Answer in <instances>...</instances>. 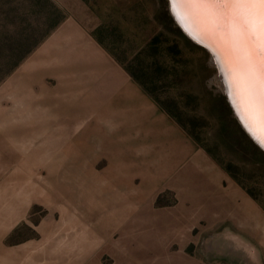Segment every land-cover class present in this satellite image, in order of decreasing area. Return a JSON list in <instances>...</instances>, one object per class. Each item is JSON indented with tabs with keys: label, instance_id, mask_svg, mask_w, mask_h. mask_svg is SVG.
Segmentation results:
<instances>
[{
	"label": "rangeland",
	"instance_id": "rangeland-1",
	"mask_svg": "<svg viewBox=\"0 0 264 264\" xmlns=\"http://www.w3.org/2000/svg\"><path fill=\"white\" fill-rule=\"evenodd\" d=\"M126 65L150 93L133 80L129 124L117 110L126 109ZM214 75L208 55L173 25L165 0H0L1 183L13 184L21 172V188L36 195L26 221L58 219L79 199L87 207L97 200L104 229L130 244L116 264H264V154L231 117ZM141 98L159 112L167 108L210 162L231 171L238 182L227 173L230 186L249 198L236 204L254 227L225 219L213 227L205 218L190 223L181 207L186 196L147 192L157 176L146 170L151 139L141 111L149 107ZM233 207L224 210L232 215ZM173 216L187 227L161 250L151 242L155 224ZM127 219L134 224L129 232ZM31 232L22 225L19 237Z\"/></svg>",
	"mask_w": 264,
	"mask_h": 264
},
{
	"label": "crops",
	"instance_id": "crops-1",
	"mask_svg": "<svg viewBox=\"0 0 264 264\" xmlns=\"http://www.w3.org/2000/svg\"><path fill=\"white\" fill-rule=\"evenodd\" d=\"M127 77L123 78L130 85L122 100L126 104V109L117 110L120 115L128 118L129 124L133 123L131 116L135 88L133 79ZM141 100L149 107L141 111V119L148 127L145 132H149L151 139L145 143L151 154L146 170L157 176L149 181L150 189L147 192L150 194L155 188H162L179 196H186L187 200L183 201L181 207L185 210V219L190 223L205 218L208 226L213 227L215 222L225 219L231 220L239 228L244 224L254 227L239 204H236V198H240L239 201L242 202L249 201V198L235 184L230 186L227 172L210 162L182 127L168 118L165 111L159 112L145 98ZM197 156L201 158L199 165L193 160V157ZM13 177V184H10L12 186L7 182L1 183L0 156V264H104L105 257L106 264H116L120 252L124 255L130 252L129 243L118 244L117 240L113 239L115 233L113 228L104 229L106 224H103L97 200L87 207L85 200L79 199L77 209L73 208L72 211L60 214L58 219H53V216L49 215L45 220L26 221L25 217L35 203L36 195L32 196L34 195L32 190L29 191L31 195L25 194L27 192L21 188L20 171L14 173ZM114 200L115 204L119 203L116 198ZM208 203L213 206L210 212L203 209ZM218 205L223 206L221 212L217 209ZM225 205L234 206L232 215L225 212ZM127 210L131 212V209ZM106 217L109 219L107 223L111 224L110 222L114 221L113 215ZM181 217L173 216L164 224L160 222L155 224L158 229L157 237L151 242L161 250L171 244L170 242H174L176 235L179 236L182 229L187 227L183 225ZM256 220L254 219L255 234L260 239V233L257 231L259 223ZM22 225L32 230V236L19 237ZM133 226L134 224L127 219L126 232L127 228L133 229ZM164 228L173 232L171 239L166 238Z\"/></svg>",
	"mask_w": 264,
	"mask_h": 264
},
{
	"label": "snow or ice",
	"instance_id": "snow-or-ice-1",
	"mask_svg": "<svg viewBox=\"0 0 264 264\" xmlns=\"http://www.w3.org/2000/svg\"><path fill=\"white\" fill-rule=\"evenodd\" d=\"M178 20L193 15L236 53L242 68L253 125L264 144V0H168ZM211 50V49H210Z\"/></svg>",
	"mask_w": 264,
	"mask_h": 264
},
{
	"label": "water",
	"instance_id": "water-1",
	"mask_svg": "<svg viewBox=\"0 0 264 264\" xmlns=\"http://www.w3.org/2000/svg\"><path fill=\"white\" fill-rule=\"evenodd\" d=\"M165 3L167 14L177 30L188 41L203 50L208 55V63L215 70L214 80L219 86L220 92L229 109L231 117L253 146L264 154V144L261 143L260 133L252 130V134H250L249 127L247 126L248 124L238 103L240 96V99L243 101L244 106L247 109V100L243 97V95L241 98V95L236 93L230 83L227 69L229 70L231 62H229L230 60L227 58L228 51L222 47L225 43L222 37L206 30L201 24L199 27H195L197 30L195 31V29H192L185 21L178 20L177 17L172 14V11L169 9L168 0H165ZM248 110L251 111L250 109Z\"/></svg>",
	"mask_w": 264,
	"mask_h": 264
},
{
	"label": "bare ground",
	"instance_id": "bare-ground-1",
	"mask_svg": "<svg viewBox=\"0 0 264 264\" xmlns=\"http://www.w3.org/2000/svg\"><path fill=\"white\" fill-rule=\"evenodd\" d=\"M183 21H185L192 29H195V27L197 26L199 27L200 25V23L197 21V19L193 15L186 16L183 19ZM195 31L197 30L195 29ZM222 47H224V49L228 51L227 58L228 60H230L229 62H231V65H229L230 71L227 68L226 69L229 74L230 83L232 84V88L235 89L237 94L239 93L241 95V98L243 95V97L246 99L245 82H244V78L242 74V68H241V65L238 59V53L234 52L226 43H224ZM238 103H239L240 108L242 109V112L244 114L247 124H251L252 121L248 119V117L253 114L252 111H249L248 108L246 109L243 101L240 99V96H239ZM252 130L259 132L258 129H256L254 125H253Z\"/></svg>",
	"mask_w": 264,
	"mask_h": 264
},
{
	"label": "trees",
	"instance_id": "trees-1",
	"mask_svg": "<svg viewBox=\"0 0 264 264\" xmlns=\"http://www.w3.org/2000/svg\"><path fill=\"white\" fill-rule=\"evenodd\" d=\"M98 42H99V44H101L100 43V41L98 40ZM154 44H156V42H155V40H153L151 43H149L148 44V46L150 47L151 45L152 46H154ZM113 57L115 58V60L116 61H118V62H120V60H118V58H116V56H114L113 55ZM156 61V60H155ZM154 61V64H156V62ZM18 62L19 61H16L14 64H12V66L10 67V69L12 68H15L16 66H17V64H18ZM124 66V65H123ZM133 68H132V65H126L125 67H124V70L129 74V76L133 79V80H135L137 83H139L140 85H141V87H143V83H141L140 82V80H139V78H138V76L135 74V72L132 70ZM9 72V71H8ZM144 88V87H143ZM144 90H145V92L147 91L145 88H144ZM147 93H149L148 91H147ZM150 94V93H149ZM154 99V98H153ZM155 101H157L156 99H154ZM158 102V101H157ZM161 105V104H160ZM162 106V105H161ZM166 112H167V114H169L172 118H174V119H176V117L169 111V110H167V108H164V107H162ZM224 170L229 174V175H231L232 176V178L235 180V181H237V179H236V177L231 173V171L228 169V168H226V167H224ZM238 182V181H237ZM247 194L250 196V197H252V198H254V196H253V194H252V192L251 191H247Z\"/></svg>",
	"mask_w": 264,
	"mask_h": 264
}]
</instances>
